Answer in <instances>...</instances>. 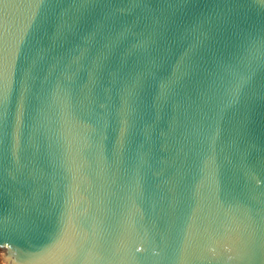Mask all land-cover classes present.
I'll return each mask as SVG.
<instances>
[{"label":"water","instance_id":"1","mask_svg":"<svg viewBox=\"0 0 264 264\" xmlns=\"http://www.w3.org/2000/svg\"><path fill=\"white\" fill-rule=\"evenodd\" d=\"M0 264H264V0H0Z\"/></svg>","mask_w":264,"mask_h":264}]
</instances>
